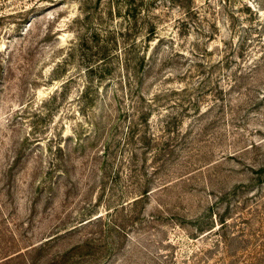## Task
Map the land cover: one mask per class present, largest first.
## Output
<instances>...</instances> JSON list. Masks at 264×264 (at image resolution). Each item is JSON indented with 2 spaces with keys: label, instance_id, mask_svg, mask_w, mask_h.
Returning a JSON list of instances; mask_svg holds the SVG:
<instances>
[{
  "label": "rangeland",
  "instance_id": "1",
  "mask_svg": "<svg viewBox=\"0 0 264 264\" xmlns=\"http://www.w3.org/2000/svg\"><path fill=\"white\" fill-rule=\"evenodd\" d=\"M0 264H264V0H0Z\"/></svg>",
  "mask_w": 264,
  "mask_h": 264
},
{
  "label": "trees",
  "instance_id": "2",
  "mask_svg": "<svg viewBox=\"0 0 264 264\" xmlns=\"http://www.w3.org/2000/svg\"><path fill=\"white\" fill-rule=\"evenodd\" d=\"M144 110H142V112H139V113H143L144 114V112H143ZM139 133V132H138ZM135 135H136V130H132L131 132H130V136H129V139H130V141H131V144H133L134 143V139H135ZM141 141L143 140V142H145L146 140H148L149 139V136H148V134L147 133H144V134H142L141 135ZM147 145V144H146ZM147 147H148V145H147ZM111 153L107 150V156H106V161L108 160V156L110 155ZM137 155V153L135 152V151H133L132 150V152H131V158H134L135 156ZM148 191L147 190H144L143 191V193H147ZM92 220V219H91ZM90 220H88V221H86L85 223H87V222H89Z\"/></svg>",
  "mask_w": 264,
  "mask_h": 264
}]
</instances>
